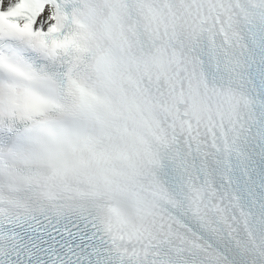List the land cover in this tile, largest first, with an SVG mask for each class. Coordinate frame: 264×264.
I'll list each match as a JSON object with an SVG mask.
<instances>
[{"label": "snow or ice", "instance_id": "snow-or-ice-1", "mask_svg": "<svg viewBox=\"0 0 264 264\" xmlns=\"http://www.w3.org/2000/svg\"><path fill=\"white\" fill-rule=\"evenodd\" d=\"M0 264H264V0H0Z\"/></svg>", "mask_w": 264, "mask_h": 264}]
</instances>
